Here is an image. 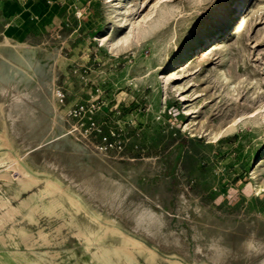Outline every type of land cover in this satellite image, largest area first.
<instances>
[{
	"label": "rangeland",
	"instance_id": "rangeland-1",
	"mask_svg": "<svg viewBox=\"0 0 264 264\" xmlns=\"http://www.w3.org/2000/svg\"><path fill=\"white\" fill-rule=\"evenodd\" d=\"M237 4L235 0H0V42L8 38L24 43L26 48L20 50L30 72L3 61L0 79L22 93L33 92L38 83L52 93L55 80L63 114L53 136L50 132L39 146L26 147L49 128L53 112L42 98L38 105L46 110L36 102L31 105L35 112L27 123L30 129L23 130L22 124L17 134L11 133L13 148L0 138V174L11 169L14 179L11 185L0 179V196L7 202L0 210V264H28L20 254L35 260L43 252L50 253L56 264H100L93 255L98 246L89 247L72 207L67 205L66 211L60 206L52 213L44 209L58 197L49 194L48 180L75 173L94 179L98 193L106 181L110 187L136 185L128 193L126 211L116 219L123 231L159 254L151 259L149 253L131 248L136 264H172L170 259L213 264L200 251L205 249L204 238L197 237L198 230L208 226L212 232L228 231L223 237L236 242L234 256L244 253L235 239L244 241L251 231L264 243V0H243L236 20L222 36L203 42ZM197 46L199 52L210 50L177 66V60ZM2 52L13 62L21 59L13 48ZM11 94L1 96L6 105ZM17 151L33 168L49 171L27 191L17 182L21 173L11 168V155ZM47 160L59 161L62 167L55 169ZM62 178L67 185L69 180ZM75 189L90 200L91 195ZM32 195L40 206L34 223L19 210L22 199ZM140 203L163 210V232L178 235L186 254L168 251L127 227L129 216H123ZM9 210L18 212L10 217ZM114 241L121 243L120 238ZM239 256L230 262L264 260V254L257 257L259 261Z\"/></svg>",
	"mask_w": 264,
	"mask_h": 264
},
{
	"label": "bare ground",
	"instance_id": "bare-ground-1",
	"mask_svg": "<svg viewBox=\"0 0 264 264\" xmlns=\"http://www.w3.org/2000/svg\"><path fill=\"white\" fill-rule=\"evenodd\" d=\"M235 1L238 4H237L235 9H234V5H233L232 15L226 21H224L223 23H221L219 25L216 32L212 36L204 38L203 42L205 40H207V44L210 43L211 41L214 40L213 38L216 37L217 34H218V36L216 37V40H218L222 36V34L226 30V28L236 20L237 10H238V8H239V6L243 0H235ZM225 36H226V34L222 37V39L220 40V43L223 41ZM23 44H21L19 42L12 43L11 40L8 38H6L4 42H0V62L7 61L10 63V65H12L14 67L15 66L19 67V68L23 69L24 71H26L27 73H30L27 69V66H29L28 61L21 54V50H20V49L26 48V46ZM3 48H5V49L6 48H13V49L17 50V52L20 54V58H21L20 61L17 63V60H15V62L10 60L6 56V54H4L2 52ZM198 48H199V46L194 47V48L190 49L188 52H186L181 58H179L177 60V64H178L177 66L183 64L192 55L199 52ZM209 50H210V47L206 52L201 51V52H199V54H207V52ZM23 54H24V52H23ZM51 84H52V93L50 91H49L50 93H48V91L46 90V87L44 88L40 83H38L35 86V88L33 89V92L22 93V92L17 90L16 86H14V85L8 86L3 80L0 79V127L2 129V134H0V138L3 140L4 146H6L8 148L14 147L15 138L11 133L14 132L15 134H17L16 133L17 127L19 128V126L21 127V125L23 124L22 125V127L24 128L23 130H26V129L29 130L30 129L29 125L27 123H31L30 117L35 112V111L32 112L33 109L31 108V105H34L35 102L37 103V105L42 104V101H41L42 98L46 99V101H47L46 103L44 102L45 104H43L45 106V108H47V110L53 112L51 120L48 123L49 128L46 132H44L42 134L40 133L41 136L37 138L36 143H32V142L28 143L26 145V147L27 146L28 147L34 146V145L39 146L41 144V142H44L43 140L50 134V132H51L52 136L54 135V133H55L54 129L57 125L60 124V121H61L60 119L63 116V114L60 112V110H59L60 108H58V105H57L55 80ZM21 85H23V84H21ZM24 85H25V83H24ZM9 91L12 93L11 94L12 95L11 96V103L6 105V103L3 102V99L1 96L4 94H7ZM35 105H34V107H35ZM38 106L41 107V105H38ZM42 110H44V109L42 108ZM38 116H40V115H38ZM44 116H45V114H44ZM43 118H42V120H43ZM45 118H46V116H45ZM16 122H18L17 123L18 125L16 124ZM37 122L39 123V120ZM38 123H36V124H38ZM32 124H34V123H32ZM45 124H46V122H45ZM42 126H43V124H42ZM33 128H35V127H33ZM32 131H33V129H32ZM35 131H34V133H36ZM26 136H27V134H26ZM24 137H25V135H24ZM27 137H29V136H27ZM22 138H23V136H22ZM26 138H25V140L28 139V138L27 139ZM21 141H23V140L21 139ZM61 141H59V142H61ZM52 156H54V155H52ZM11 157L14 159V165L11 168H13L14 170H16L22 174V175L20 174V176H22V178L21 179L19 178L17 181L19 183V185L21 186L22 191L23 190H25V191L30 190L34 185H36L40 180L39 175L41 173L49 174V171L47 168L44 169L42 167L44 170L33 168L27 162L26 157L23 158L21 156V151H17V155L12 154ZM9 159H10V157H9ZM61 160H63V159H61ZM41 161H42V159H41ZM72 162H73V159H72ZM47 163L55 169H60V167H62V164L59 161L52 162V161L47 160ZM261 163L262 164L264 163V158L261 159ZM71 165H73V163H71ZM75 167H72L71 169H73ZM75 170H76V168H75ZM80 170H84V169L81 168ZM88 170L91 172L90 168ZM10 171H11V169H9L5 172H2L0 174V179L7 180L9 185H11L14 181ZM71 173H73V172L71 171ZM83 173H85V172H83ZM133 175H135V174H133ZM62 176L69 180L67 185L64 183ZM96 177H97V175H96ZM106 182H108V181H106ZM106 182H104L105 183L104 189L101 191V193H98L97 191L99 189V186L96 185V182L94 179L86 178L83 175L81 176L80 174H79V176H77L76 173H75V175H71V174L70 175H66V174L59 175V176H57V178H55V180H48L47 189L49 190V194L50 195L56 194V195H58V197L51 204L45 203L44 209L47 213H52L55 211V209H57L60 206L64 207V209L66 211L70 210L67 208V205L72 207V210L75 212V214H77V216H75L73 212H71V213H73L74 218H76V223L80 227V232H81L82 236L88 242L89 247L95 246V245L98 246V251L97 252L95 251L96 253H94L93 255H94V258L100 264H136V258L133 255V253L131 252V248L139 250L140 253H149L151 259H155L156 257L159 256L156 249L147 246L143 241L137 239L136 236H132L131 234L123 231L122 228L120 227L121 226L120 222L116 219V217L120 216L122 211L125 209V205H126L127 201L129 200L128 193L136 185L132 184V186L129 187V186H125L124 184H118V185H114L113 187H110V185ZM111 184H112V182H111ZM76 187L78 188L79 191H83V192L91 195L90 200L89 201L84 200L82 198V196H80V194L76 191V189H75ZM19 194L20 193H17V195H19ZM138 197H139V195H138ZM36 199H37V196L32 195L28 198L22 199L21 204H20L19 210L22 213V217L31 223H34L37 221L36 214L38 213L39 208H40V206L38 205V202H37L38 200L36 201ZM6 205H7V202L0 196V210L3 207H5ZM94 205L97 206L99 208V210H96L94 208ZM130 205H132V204H130ZM189 205H190V203L186 202V201L183 204V206L185 208H188ZM135 206L136 207L133 206L134 208L132 207L133 209L127 211L125 213V215L123 216V217H125V219H126V217L128 218V216H129V222H127L128 228L133 229L135 234H139L145 238H149V239L153 240V242L157 243L160 247H163V248L167 249L168 251L169 250H171V251L176 250V251L185 252V246L186 245L183 243L184 241H182L178 235H176L174 233H172V234L166 233L165 234L164 232H166V231L163 232V227L166 226V220L164 219L163 210L153 209L152 208L153 205L151 206V205L146 204V203H140L139 205L137 204ZM155 206H157V205H155ZM127 208L129 209V207H127ZM103 211L108 215L113 214L114 215L113 219H111L107 216H104L102 214ZM125 211H126V209H125ZM15 212H18V211L9 210L8 213L6 212L7 213L6 215L11 217ZM85 213L87 214L86 217L83 216V214H85ZM79 218H80V220H79ZM124 221H126V220H124ZM230 229H231V227L225 228V230H230ZM13 230H16V228L14 227ZM231 230H233V228ZM21 233L25 237L28 234L25 229H22ZM224 233H228V231L225 232L224 229H219L215 232H212L209 229V226L205 227L202 230H198L197 237H200L202 240L204 238L203 242H205L204 243L205 249L200 250V251L203 252L205 254V257H207L208 261L210 260V262H212L213 264H232L230 262V259L232 257L236 258L237 256H239L237 254H236L237 256H234L235 255L234 252H235V248H236V246H235L236 242L233 243L232 237H230V236L229 237H223ZM233 236L235 238L234 234H233ZM116 238L121 239L120 244H116V242L114 241V239H116ZM235 240H237L239 242L238 248L244 252L242 255L239 256V258L244 256L247 259L252 260V259L257 258V257L261 256L262 254H264V243L259 241L258 237L256 236V231H251L250 233H248V237L244 241L242 240L240 242L238 239H235ZM255 244H257V245L255 246ZM198 250H199V248H198ZM185 254H186V252H185ZM20 255H21L22 259L24 261H26L28 264H44L46 262H50V264H56L57 263V262H53L52 260H50L49 257L51 254L48 252L36 254L37 258L35 260H31L23 254H20ZM184 257H186V256H184ZM115 258L117 260H115ZM200 260H201V258H200ZM256 260H258V258ZM170 261L172 264H182L176 260L170 259ZM198 262H199V260H198ZM257 263L264 264V260L262 262L260 261ZM202 264H208V263L203 262Z\"/></svg>",
	"mask_w": 264,
	"mask_h": 264
}]
</instances>
